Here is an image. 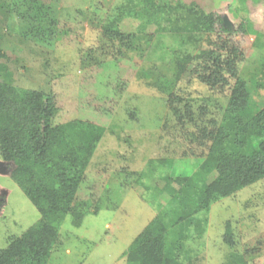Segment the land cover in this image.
<instances>
[{"label":"rangeland","instance_id":"obj_1","mask_svg":"<svg viewBox=\"0 0 264 264\" xmlns=\"http://www.w3.org/2000/svg\"><path fill=\"white\" fill-rule=\"evenodd\" d=\"M179 1L220 15L242 52L237 75L261 80L264 0ZM119 8L133 9L128 0H0V82L52 96L56 125L81 120L105 129L77 195L83 218L76 227L75 217H65L48 264H127L131 242L204 160L202 128L220 121L234 84L228 74L223 88L198 79L202 55L226 34H207L200 19L176 28L160 9L134 6L137 17H123L121 39H111L105 27ZM151 18L160 19L146 25ZM249 24L255 36L237 32ZM251 98L263 106L264 88ZM11 168L0 157V250L40 218ZM163 257L170 264H264V179L170 228Z\"/></svg>","mask_w":264,"mask_h":264},{"label":"trees","instance_id":"obj_2","mask_svg":"<svg viewBox=\"0 0 264 264\" xmlns=\"http://www.w3.org/2000/svg\"><path fill=\"white\" fill-rule=\"evenodd\" d=\"M128 4L133 9H117L118 15L105 27L111 39H121L116 25L123 17H137L134 6L148 11L160 9L161 19L176 28L181 21L195 23L200 19L207 34L219 31L227 35L217 37L211 44L215 49L201 57L198 79L205 87L227 86L225 74L234 80L220 121H212L209 130L202 128V138L209 143L208 152L197 170L182 179L179 189L169 198L167 209L151 220L126 252L127 264H170L163 257L164 238L170 228L188 223L213 203L264 179V105L257 108L251 98L252 92L264 88V65L261 80L257 76L249 80L239 77L236 63L242 52L232 39V30L223 27L220 15L204 13L196 9L195 3L185 6L179 0H128ZM159 19H148L146 25ZM144 27L139 26L136 31ZM237 32L255 36L250 24ZM134 34L126 38L132 40ZM190 60L191 56H186L179 62ZM3 69L0 67V71ZM173 98L182 103L178 96ZM172 110L180 119V111L176 107ZM56 111L52 96L0 82V157L12 165L10 179L40 215L35 224L0 250V264H48L65 217H75L76 227L83 218L78 212L83 205L77 195L105 129L81 120L56 125L52 121ZM184 112L191 119L189 105ZM224 241L233 244L229 229Z\"/></svg>","mask_w":264,"mask_h":264}]
</instances>
